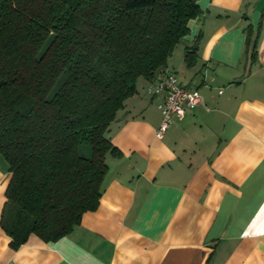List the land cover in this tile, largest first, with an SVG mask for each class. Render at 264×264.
<instances>
[{
    "label": "crops",
    "instance_id": "0c3cea01",
    "mask_svg": "<svg viewBox=\"0 0 264 264\" xmlns=\"http://www.w3.org/2000/svg\"><path fill=\"white\" fill-rule=\"evenodd\" d=\"M198 4L166 67L137 79L110 124L121 156H106L99 206L69 235L11 246L1 227L11 174L0 155V264H264V0ZM165 73L202 102L157 137L163 96L147 89Z\"/></svg>",
    "mask_w": 264,
    "mask_h": 264
},
{
    "label": "trees",
    "instance_id": "16d2710c",
    "mask_svg": "<svg viewBox=\"0 0 264 264\" xmlns=\"http://www.w3.org/2000/svg\"><path fill=\"white\" fill-rule=\"evenodd\" d=\"M198 1L0 0L1 227L13 248L30 234L56 242L98 208L106 156H121L109 126L137 79L166 67Z\"/></svg>",
    "mask_w": 264,
    "mask_h": 264
},
{
    "label": "built area",
    "instance_id": "2783aa9c",
    "mask_svg": "<svg viewBox=\"0 0 264 264\" xmlns=\"http://www.w3.org/2000/svg\"><path fill=\"white\" fill-rule=\"evenodd\" d=\"M147 93L153 96H163V100L157 108L161 112L162 122L156 133L161 137L173 123V117L181 120L187 109H192L201 104V96L197 90H189L181 87L172 73L163 74L152 83ZM222 91H219L221 94Z\"/></svg>",
    "mask_w": 264,
    "mask_h": 264
},
{
    "label": "rangeland",
    "instance_id": "374dc122",
    "mask_svg": "<svg viewBox=\"0 0 264 264\" xmlns=\"http://www.w3.org/2000/svg\"><path fill=\"white\" fill-rule=\"evenodd\" d=\"M180 46V45H179ZM178 49H179V47H178Z\"/></svg>",
    "mask_w": 264,
    "mask_h": 264
}]
</instances>
